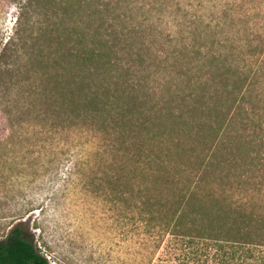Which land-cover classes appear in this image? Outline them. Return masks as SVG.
Segmentation results:
<instances>
[{
    "label": "trees",
    "instance_id": "obj_1",
    "mask_svg": "<svg viewBox=\"0 0 264 264\" xmlns=\"http://www.w3.org/2000/svg\"><path fill=\"white\" fill-rule=\"evenodd\" d=\"M170 1L0 0V108L41 147L94 148L139 264H264V0H191L186 22ZM0 264L54 263L18 222Z\"/></svg>",
    "mask_w": 264,
    "mask_h": 264
},
{
    "label": "rangeland",
    "instance_id": "obj_2",
    "mask_svg": "<svg viewBox=\"0 0 264 264\" xmlns=\"http://www.w3.org/2000/svg\"><path fill=\"white\" fill-rule=\"evenodd\" d=\"M177 2L180 21H188L193 12L184 7L198 2L174 0L168 5L177 11ZM160 18L152 17L156 30L147 25L146 42L152 43V34L169 28ZM231 22L226 20V37L242 29L237 21ZM12 26L10 15L0 11V39L12 35ZM202 30V26L194 29L197 43L212 39ZM36 123L27 121L26 115L8 117L0 108V241L21 222L54 264H139L136 238L126 241L124 228L109 211L103 175L90 160L94 148L41 147Z\"/></svg>",
    "mask_w": 264,
    "mask_h": 264
}]
</instances>
